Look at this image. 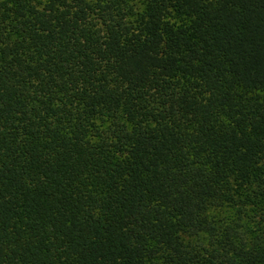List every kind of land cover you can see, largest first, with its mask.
I'll use <instances>...</instances> for the list:
<instances>
[{
  "label": "trees",
  "instance_id": "trees-1",
  "mask_svg": "<svg viewBox=\"0 0 264 264\" xmlns=\"http://www.w3.org/2000/svg\"><path fill=\"white\" fill-rule=\"evenodd\" d=\"M0 264H264V0H0Z\"/></svg>",
  "mask_w": 264,
  "mask_h": 264
}]
</instances>
